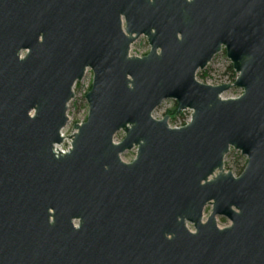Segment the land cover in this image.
I'll return each mask as SVG.
<instances>
[{"label":"water","instance_id":"1","mask_svg":"<svg viewBox=\"0 0 264 264\" xmlns=\"http://www.w3.org/2000/svg\"><path fill=\"white\" fill-rule=\"evenodd\" d=\"M0 264H264V0H0Z\"/></svg>","mask_w":264,"mask_h":264},{"label":"rangeland","instance_id":"2","mask_svg":"<svg viewBox=\"0 0 264 264\" xmlns=\"http://www.w3.org/2000/svg\"><path fill=\"white\" fill-rule=\"evenodd\" d=\"M149 51V46L147 40L144 36H140L130 47V52L147 54ZM231 65L230 61L226 58L224 50L218 53L209 65L202 71H198L196 75L204 73L205 78L199 80H205L210 82H234L235 77L232 72L228 70V66ZM93 74L90 69L87 70L84 79L77 82L73 90L75 92L74 98L69 102V107L67 110L68 123L63 128L62 132L65 133L64 140L60 145H57V149H64L70 147L69 136L73 133L72 127L77 124L78 121L86 120L88 107L85 101V94L90 90L92 83ZM242 94V90L239 88L232 87L228 91L222 94V98H236ZM176 109L175 101L164 100L152 113L153 116L159 118L165 113H168L170 119L169 121L178 125L183 126L190 121L191 111L185 110L176 115L174 110ZM174 113V114H173ZM124 138L123 132H118L115 134L113 139L121 141ZM136 155V149L133 148L130 151H126L121 156L125 160H129ZM246 165V157L242 156L240 152L230 149L229 153L224 158V169L230 172L241 173ZM211 207L207 206L204 210V214L209 215ZM223 224L229 221L224 217H217ZM190 226V225H189ZM192 228V226H190Z\"/></svg>","mask_w":264,"mask_h":264},{"label":"trees","instance_id":"3","mask_svg":"<svg viewBox=\"0 0 264 264\" xmlns=\"http://www.w3.org/2000/svg\"><path fill=\"white\" fill-rule=\"evenodd\" d=\"M228 70H229L230 72H232V75L235 77V74H234V72H233V69H232V66H231V65L228 66ZM197 77H199V78H201V79H204V78H205L204 73L198 74ZM175 110H176V109H175ZM175 110H174V113H175ZM174 113H173V114H174Z\"/></svg>","mask_w":264,"mask_h":264}]
</instances>
